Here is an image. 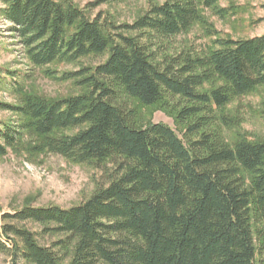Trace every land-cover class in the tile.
Here are the masks:
<instances>
[{
	"label": "trees",
	"instance_id": "obj_1",
	"mask_svg": "<svg viewBox=\"0 0 264 264\" xmlns=\"http://www.w3.org/2000/svg\"><path fill=\"white\" fill-rule=\"evenodd\" d=\"M218 1L163 0L133 23L114 26L68 0H0L35 66L108 54L75 74L85 93L54 100L25 95L15 108L21 124L0 128V155L26 131L40 138L39 148L73 162L120 159L114 178L84 202L26 206L4 219L55 224L67 236L60 244L75 240L67 264H264V141L228 143L211 128L214 108L264 85V33L218 38V47L205 54L156 60L150 50ZM215 80L220 84L203 90ZM120 94L145 106L178 97L183 137L163 123L136 126L134 110L118 104ZM0 232L9 264L19 258L64 264L33 233L11 222Z\"/></svg>",
	"mask_w": 264,
	"mask_h": 264
},
{
	"label": "rangeland",
	"instance_id": "obj_2",
	"mask_svg": "<svg viewBox=\"0 0 264 264\" xmlns=\"http://www.w3.org/2000/svg\"><path fill=\"white\" fill-rule=\"evenodd\" d=\"M82 9L88 17H99L114 26L133 23L150 6L163 0H68ZM224 9V15L218 9ZM0 3V128L17 127L24 120L15 108L25 95L43 99H61L87 92L83 69L92 70L105 61L108 54H90L73 62H53L44 66L30 63L26 50L12 30L10 21L2 14ZM200 19L185 31L150 47L160 60L165 54L179 52L205 54L218 47V38H246L264 33V0H219L214 9L200 8ZM127 35L138 33L126 32ZM145 39L143 38L142 41ZM215 80L204 84L203 90L219 85ZM118 104L135 112L138 127L149 123H163L183 137L184 125L176 119L178 97L165 96L159 102L145 106L138 100L120 94ZM211 128L217 129L228 142L237 140L264 141V85L232 98L225 105L214 108ZM79 128L61 130L56 134H73ZM40 138L23 131L18 140L0 155V226L11 222L33 233L36 242L54 251L61 263L67 264L73 255L75 240L66 246L59 243L66 234L55 231L53 223L31 219L9 221L2 216L26 206H59L68 208L87 200L97 189L105 187L115 176L119 158L100 162L77 163L39 148ZM249 182V174L245 173ZM0 238L1 232H0ZM19 244L20 240L13 236ZM7 245L11 247L10 242ZM8 252H0V264H9ZM17 264H32L22 258Z\"/></svg>",
	"mask_w": 264,
	"mask_h": 264
}]
</instances>
